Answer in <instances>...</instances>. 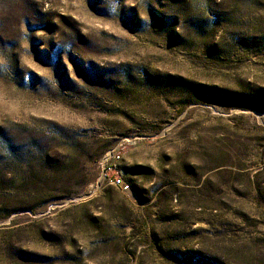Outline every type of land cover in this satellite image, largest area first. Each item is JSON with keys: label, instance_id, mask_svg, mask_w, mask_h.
I'll return each instance as SVG.
<instances>
[{"label": "rangeland", "instance_id": "1", "mask_svg": "<svg viewBox=\"0 0 264 264\" xmlns=\"http://www.w3.org/2000/svg\"><path fill=\"white\" fill-rule=\"evenodd\" d=\"M0 264H264V0H0Z\"/></svg>", "mask_w": 264, "mask_h": 264}, {"label": "built area", "instance_id": "2", "mask_svg": "<svg viewBox=\"0 0 264 264\" xmlns=\"http://www.w3.org/2000/svg\"><path fill=\"white\" fill-rule=\"evenodd\" d=\"M121 158V154L119 151H112L109 153L103 160L102 166V178L112 185L120 188H126L125 182L119 173L116 162H118Z\"/></svg>", "mask_w": 264, "mask_h": 264}]
</instances>
